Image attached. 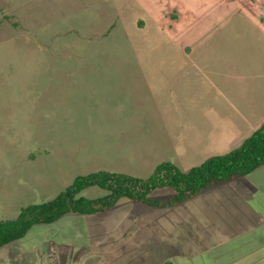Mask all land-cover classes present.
<instances>
[{
    "label": "rangeland",
    "instance_id": "1",
    "mask_svg": "<svg viewBox=\"0 0 264 264\" xmlns=\"http://www.w3.org/2000/svg\"><path fill=\"white\" fill-rule=\"evenodd\" d=\"M162 74L178 80L172 92H159L167 109L151 100L157 82L166 81L155 78ZM252 94L264 114V0H0V223L55 199L80 176L107 171L148 179L164 162L188 172L232 152L241 145L202 144L199 134L176 126L215 122L219 107L230 116L233 100L243 105ZM180 104L189 112L169 109ZM143 118L152 128L128 131L132 145L123 147L120 124ZM245 181L174 208L122 199L105 214L66 217L94 234L102 233L100 219L200 218L195 204L228 201L230 187ZM108 193L91 187L79 197ZM173 194L157 189L150 197ZM17 245L1 249L0 259Z\"/></svg>",
    "mask_w": 264,
    "mask_h": 264
},
{
    "label": "crops",
    "instance_id": "2",
    "mask_svg": "<svg viewBox=\"0 0 264 264\" xmlns=\"http://www.w3.org/2000/svg\"><path fill=\"white\" fill-rule=\"evenodd\" d=\"M167 75L155 76L166 81L157 82L151 98L164 109L167 99L159 92H172L178 81L168 79ZM169 109L180 114L189 112L181 104ZM222 109H215L219 114L215 122H179L176 127L186 135L196 132L204 140L202 144L230 147L242 145L264 123V114L257 113L254 107L253 94L243 105L233 100L230 116H224L228 113ZM198 114L207 115L201 109ZM142 121L135 125L120 124L119 129L124 132V139L120 140L123 147L132 145L126 138L128 131L152 128L150 121L145 118ZM244 179L245 184L230 187L228 201L195 204L200 218L100 219L102 233L94 234L73 228L78 219L65 216L50 225L55 226L54 233H29L14 242L18 243V249L5 251L0 263L13 264L11 253H15L21 264H264V167ZM61 222L69 223L57 225ZM139 225L153 229H138Z\"/></svg>",
    "mask_w": 264,
    "mask_h": 264
},
{
    "label": "trees",
    "instance_id": "3",
    "mask_svg": "<svg viewBox=\"0 0 264 264\" xmlns=\"http://www.w3.org/2000/svg\"><path fill=\"white\" fill-rule=\"evenodd\" d=\"M261 167H264V123L239 148L214 156L188 172H182L174 163L164 162L148 179L107 171L80 176L55 199L28 206L17 219L1 222L0 249L23 239L35 226L55 224L69 214L108 213L122 199L152 208H174L208 189L247 177ZM91 187L109 193L98 199L79 197ZM165 188L173 189L174 194L162 200L150 197L153 191Z\"/></svg>",
    "mask_w": 264,
    "mask_h": 264
}]
</instances>
